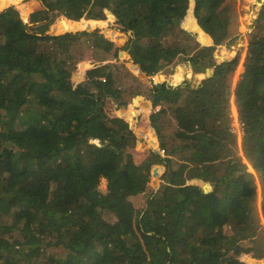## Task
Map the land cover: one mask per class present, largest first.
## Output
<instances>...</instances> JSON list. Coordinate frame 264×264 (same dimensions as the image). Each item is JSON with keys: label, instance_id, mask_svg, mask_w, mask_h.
<instances>
[{"label": "trees", "instance_id": "1", "mask_svg": "<svg viewBox=\"0 0 264 264\" xmlns=\"http://www.w3.org/2000/svg\"><path fill=\"white\" fill-rule=\"evenodd\" d=\"M234 10L235 0H0V264H264V4L235 88L242 49L218 53L242 31ZM121 25L123 59L101 62L127 38ZM180 53L189 71L153 85ZM120 65L136 86L120 89Z\"/></svg>", "mask_w": 264, "mask_h": 264}, {"label": "rangeland", "instance_id": "2", "mask_svg": "<svg viewBox=\"0 0 264 264\" xmlns=\"http://www.w3.org/2000/svg\"><path fill=\"white\" fill-rule=\"evenodd\" d=\"M27 1L28 0H23V2H27ZM263 4H264V0H235V10L233 12H231L232 20L234 21V23L237 24V27L240 26V24L242 25V27H241L242 31L239 34H237V36H236L237 38L235 40L231 41L230 44H224V47H220V49H219V46L216 48V51L219 49L218 50L219 54L225 56L223 58V60H225V61L232 59L234 56H236L237 52L240 49H242V55H241L240 63H239V66H238V68L236 70V73L234 75V78H233V88H235L236 82L238 81L240 75L242 74V72L244 70V60H245V56H246V52H247V48H248L249 35L255 28L256 20L258 19L259 12H260V9H261ZM11 6L16 7L19 10L20 14H21V11H20V9L18 8V6L16 4L10 5L9 7H11ZM107 15H108V13H107ZM48 16L49 15L47 14V17ZM107 18H108V16H107ZM45 20L47 21L48 18L45 19ZM182 23L185 26V30H187L189 33H192V36L194 35L193 39L199 41L200 42V46L203 47L204 45L202 44L200 39L198 37H196V35L191 30H189V28L187 27L186 20H184ZM243 25L244 26H249L250 29L243 30ZM98 29H100L99 31H101L102 28H98ZM121 31L123 33H125L126 35L128 34V32L126 30H124L122 25H121ZM128 39H129V36H127V38L123 41L122 44L116 46L113 50L110 49V52H108L106 54H108V55L112 54L116 60H119V61L122 60L123 57L121 55V52H122L124 47H127L126 44H127ZM110 41H111V38H110ZM211 43L214 44L213 40H212ZM223 49L226 51L224 54L222 53ZM216 51H215V53H216ZM104 55H105V53H104ZM104 55H103V57H104ZM111 58H112V56H111ZM85 60H88V59H85ZM215 60L217 61V59H215ZM83 61H81V62H83ZM182 61L187 62L188 59H187V55L180 53V56L174 58L171 63L166 64L161 70H159L155 74L151 75L152 84L153 85H157V84L163 82V81L159 82V81L156 80L157 79L156 76H158V75H162L163 77H166V78H173L175 74H181V73L183 75H185L186 72L189 71V69L188 68L185 69L184 67L180 66V63ZM81 62H79L78 64H80ZM78 64L76 65V67L78 66ZM190 64L192 65L193 69L195 70V67L193 66V64L191 62H190ZM241 67H242V69H240ZM117 71L118 72H116V73L120 74V76H121V78L123 80V86L120 89L125 88V86L131 85V83L136 86V83L133 81L134 80L133 76L131 74L127 73L128 71L126 70L125 66L120 65V70H117ZM190 72H191V74L193 76L192 77L193 79H191L190 76L189 77L184 76L187 79V84H189L191 88L197 87L198 84H197V80H196V74H195L194 71H190ZM148 75H150V74H148ZM85 81H87V79L82 80L81 83L85 82ZM184 81L185 82L178 83L177 85L172 86V87H176L178 85L185 86L186 85V80L184 79ZM141 90L142 91H145V90L147 91L148 89L143 86L141 88ZM234 105H235L236 111H237L236 114H235V112L233 110ZM232 117H233V121H232L233 131L236 133L237 138H238L239 151H240L241 154H243L242 146H241V142H242L241 140H242V136H243V129H242V124H241L240 119H239L238 109H237V106L235 104V94H233V98H232ZM156 149L159 152H161V150L159 148V140H158V146H157ZM137 156L139 158H141L142 160H144L139 155H137ZM164 158H165V153H163V155L161 156V159H162V161H163V163L165 165V168H166L165 171H164V173H165L167 168H168V166H167V162H166V160ZM250 169H252V168L250 167ZM150 170H151V168H150ZM163 175L164 174H162L161 178H160L161 179L160 186L165 182V180L163 178ZM151 178H152V170H151ZM256 182L258 183V193H259V195H258V208H259V212H260V216H261V221H262V223L264 225V206H261V203H260L261 202V195H260L259 181L257 180ZM150 183H151V180H150L148 185H150ZM106 185H107V181H106V179H103L101 181V183H100V188L105 191L106 190ZM136 209L141 212V210L138 207ZM235 254L237 255L238 253L235 252ZM246 263L247 264H251L249 262H246Z\"/></svg>", "mask_w": 264, "mask_h": 264}, {"label": "water", "instance_id": "3", "mask_svg": "<svg viewBox=\"0 0 264 264\" xmlns=\"http://www.w3.org/2000/svg\"><path fill=\"white\" fill-rule=\"evenodd\" d=\"M37 1H40V0H37ZM8 8V7H7ZM7 8H4L3 10H5V9H7ZM107 13L109 14V13H111V14H113L112 13V11H110V10H107ZM114 15V17L116 18V16H115V14H113ZM20 16H21V18L23 19V15L22 14H20ZM118 23H120V22H118ZM121 24V23H120ZM88 30V29H87ZM92 30H100V29H98V28H95V29H92ZM77 31H80V30H76V31H68V32H77ZM82 31V30H81ZM101 31L103 32V33H105L104 32V30L103 29H101ZM38 33V32H37ZM66 33V32H65ZM38 34H41V33H38ZM50 34V33H49ZM131 35V32H128V34H127V36H130ZM201 41V40H200ZM129 51V50H128ZM95 57H96V51L95 52H93V54H92V56L90 57V58H88V60H84L83 62H85V61H89L90 63H93L94 62V60H95ZM111 59V56L110 55H108V54H105L104 55V57H103V59L101 60V62H107V61H109ZM132 61L135 63V61L132 59ZM135 64H137V63H135ZM71 69V68H70ZM111 72H118L116 69H112V71ZM106 74H105V72L102 70V69H100L99 70V76H97V73H93L92 74V76H91V78H89L88 80H94V79H96V78H102V77H104ZM213 74H210L209 75V77H211ZM198 87V86H197ZM81 89V86L80 85H78V89L76 90V91H78V90H80ZM157 91H159V89H156L155 90V92H154V94H153V96H152V98H151V102H150V105H149V108H150V114H149V121H150V124H151V114H152V112H153V97H154V95L157 93ZM105 95H112V94H105ZM105 95H101V96H105ZM104 111L107 113V111H106V109H104ZM108 114V113H107ZM111 117V116H110ZM131 129H132V131L136 134V132L133 130V128L131 127V126H129ZM151 129H152V135L153 136H156L157 137V139H158V135H157V132H156V130H155V128L153 127V126H151ZM136 136L138 137V135L136 134ZM159 140V139H158ZM163 153H164V151H162ZM154 180V177H153V173H152V178H151V181H153ZM160 182H161V179H160ZM204 187H205V189L207 190V188H210L211 186H210V184H205L204 185ZM160 188V183H159V185H158V187H157V189L154 191V193L151 195V197L149 198V200L154 196V194L158 191V189ZM148 200V201H149ZM147 206H148V202H147V204H146V206H145V208L143 209V210H141V214H143L144 213V211H145V209L147 208ZM150 234H152V232H150ZM254 258V257H253ZM254 259H256V258H254Z\"/></svg>", "mask_w": 264, "mask_h": 264}, {"label": "bare ground", "instance_id": "4", "mask_svg": "<svg viewBox=\"0 0 264 264\" xmlns=\"http://www.w3.org/2000/svg\"><path fill=\"white\" fill-rule=\"evenodd\" d=\"M219 46H222V45H219ZM214 57H215V54H214ZM215 59H216V57H215ZM224 61H225V60H222V61H220V62H224ZM209 69H211V67H207V68H206V71H205L206 74L208 73ZM163 82H164V81H163Z\"/></svg>", "mask_w": 264, "mask_h": 264}]
</instances>
